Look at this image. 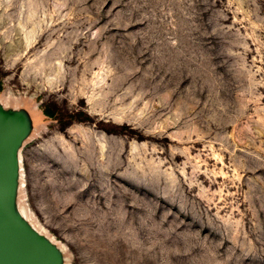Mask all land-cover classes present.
Segmentation results:
<instances>
[{"label":"rangeland","instance_id":"rangeland-1","mask_svg":"<svg viewBox=\"0 0 264 264\" xmlns=\"http://www.w3.org/2000/svg\"><path fill=\"white\" fill-rule=\"evenodd\" d=\"M0 144L39 264H264V0H0Z\"/></svg>","mask_w":264,"mask_h":264},{"label":"bare ground","instance_id":"bare-ground-1","mask_svg":"<svg viewBox=\"0 0 264 264\" xmlns=\"http://www.w3.org/2000/svg\"><path fill=\"white\" fill-rule=\"evenodd\" d=\"M5 113L14 114V112L6 111V110H5ZM15 144L16 145L14 148V162L17 164V149L19 146V142L17 141ZM121 164H122V161H119L117 165H121ZM17 166L13 169L11 175L0 183V206H1L0 207V225L3 226V229H6L8 224H9V228H13L16 225V223H19V222L22 224L25 223L24 221H22L21 217L16 213L15 208H14V194L13 193H14L15 184H16ZM25 231L27 232L26 234L28 235L27 238L37 237V235L33 233L34 230L27 224L25 225ZM26 244H27L26 241L22 242L21 244L14 246L13 250L10 249L8 251L5 248H0V256L1 257L7 256L9 251L11 253H15L17 249H20V247L27 246Z\"/></svg>","mask_w":264,"mask_h":264},{"label":"water","instance_id":"water-1","mask_svg":"<svg viewBox=\"0 0 264 264\" xmlns=\"http://www.w3.org/2000/svg\"><path fill=\"white\" fill-rule=\"evenodd\" d=\"M1 146V144H0ZM1 183V182H0ZM4 223V222H3ZM7 229V228H6ZM7 232L3 229V226L0 225V240L6 235ZM19 245V244H16ZM16 245H9L5 242L0 241V248H5L8 250H13V247ZM27 245V244H26ZM40 260H37L33 256V250L29 246L20 247L15 253L8 252V255L5 257L0 256V264H39Z\"/></svg>","mask_w":264,"mask_h":264}]
</instances>
